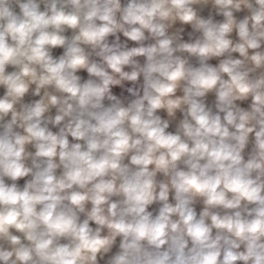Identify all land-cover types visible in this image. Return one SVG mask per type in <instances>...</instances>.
I'll return each mask as SVG.
<instances>
[{"label": "clouds", "instance_id": "9594fccd", "mask_svg": "<svg viewBox=\"0 0 264 264\" xmlns=\"http://www.w3.org/2000/svg\"><path fill=\"white\" fill-rule=\"evenodd\" d=\"M0 264H264V0H0Z\"/></svg>", "mask_w": 264, "mask_h": 264}]
</instances>
